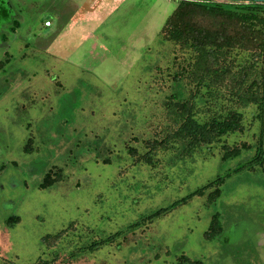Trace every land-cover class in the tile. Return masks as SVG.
Returning a JSON list of instances; mask_svg holds the SVG:
<instances>
[{
    "label": "rangeland",
    "instance_id": "obj_1",
    "mask_svg": "<svg viewBox=\"0 0 264 264\" xmlns=\"http://www.w3.org/2000/svg\"><path fill=\"white\" fill-rule=\"evenodd\" d=\"M180 1L0 0V264H264V110L146 146L189 90L161 34Z\"/></svg>",
    "mask_w": 264,
    "mask_h": 264
},
{
    "label": "trees",
    "instance_id": "obj_2",
    "mask_svg": "<svg viewBox=\"0 0 264 264\" xmlns=\"http://www.w3.org/2000/svg\"><path fill=\"white\" fill-rule=\"evenodd\" d=\"M161 34L174 46V72L170 79L174 83L182 82L189 90L182 100L174 94L168 96L164 111L170 127L165 128L160 139L146 143L149 152L179 143L189 153L218 142L228 133L242 131L243 115L239 111L249 105L256 107V118L260 119L264 110V3L181 0L162 26ZM241 53L245 56L239 59ZM217 89H222L224 97L218 108L211 98L220 96ZM231 154H236V150L228 151L223 158ZM259 154L253 163L264 157L263 148ZM202 193L198 189L193 195ZM112 239L113 236L102 243ZM48 240L45 237L42 241L48 243Z\"/></svg>",
    "mask_w": 264,
    "mask_h": 264
},
{
    "label": "water",
    "instance_id": "obj_3",
    "mask_svg": "<svg viewBox=\"0 0 264 264\" xmlns=\"http://www.w3.org/2000/svg\"><path fill=\"white\" fill-rule=\"evenodd\" d=\"M218 1H236V2L264 3V0H218Z\"/></svg>",
    "mask_w": 264,
    "mask_h": 264
},
{
    "label": "built area",
    "instance_id": "obj_4",
    "mask_svg": "<svg viewBox=\"0 0 264 264\" xmlns=\"http://www.w3.org/2000/svg\"><path fill=\"white\" fill-rule=\"evenodd\" d=\"M47 24L49 25V22H48V21H47ZM48 25H47V26H48Z\"/></svg>",
    "mask_w": 264,
    "mask_h": 264
},
{
    "label": "crops",
    "instance_id": "obj_5",
    "mask_svg": "<svg viewBox=\"0 0 264 264\" xmlns=\"http://www.w3.org/2000/svg\"><path fill=\"white\" fill-rule=\"evenodd\" d=\"M3 15H5V13ZM45 22H47V21H45Z\"/></svg>",
    "mask_w": 264,
    "mask_h": 264
}]
</instances>
